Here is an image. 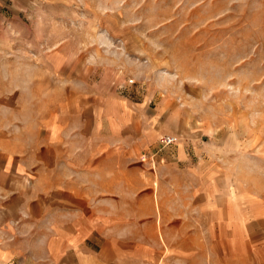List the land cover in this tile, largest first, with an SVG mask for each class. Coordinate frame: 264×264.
Instances as JSON below:
<instances>
[{"label": "rangeland", "instance_id": "1", "mask_svg": "<svg viewBox=\"0 0 264 264\" xmlns=\"http://www.w3.org/2000/svg\"><path fill=\"white\" fill-rule=\"evenodd\" d=\"M51 117L121 133L138 264H264V0H0V134Z\"/></svg>", "mask_w": 264, "mask_h": 264}, {"label": "crops", "instance_id": "2", "mask_svg": "<svg viewBox=\"0 0 264 264\" xmlns=\"http://www.w3.org/2000/svg\"><path fill=\"white\" fill-rule=\"evenodd\" d=\"M80 121L44 119L24 145L0 134V264H138L136 233L123 241L120 211H107L121 171L106 173L105 152L121 133L107 144L101 122L91 134Z\"/></svg>", "mask_w": 264, "mask_h": 264}, {"label": "built area", "instance_id": "3", "mask_svg": "<svg viewBox=\"0 0 264 264\" xmlns=\"http://www.w3.org/2000/svg\"><path fill=\"white\" fill-rule=\"evenodd\" d=\"M178 141V136L174 134H164L160 137V142L163 145H171Z\"/></svg>", "mask_w": 264, "mask_h": 264}]
</instances>
